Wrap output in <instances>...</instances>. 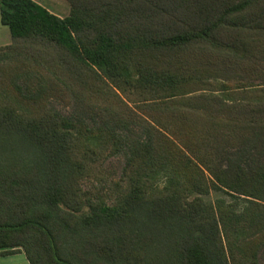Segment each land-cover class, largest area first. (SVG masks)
I'll return each mask as SVG.
<instances>
[{"label":"trees","instance_id":"1","mask_svg":"<svg viewBox=\"0 0 264 264\" xmlns=\"http://www.w3.org/2000/svg\"><path fill=\"white\" fill-rule=\"evenodd\" d=\"M0 0L21 63L0 87V248L31 264H259L264 0ZM29 67V69H27ZM28 84L24 92L15 77ZM74 100L71 118L45 100ZM124 154L114 200L84 190ZM254 159V158H253ZM232 200L207 201L211 191ZM255 200H253V199ZM253 205H256L254 207Z\"/></svg>","mask_w":264,"mask_h":264},{"label":"rangeland","instance_id":"2","mask_svg":"<svg viewBox=\"0 0 264 264\" xmlns=\"http://www.w3.org/2000/svg\"><path fill=\"white\" fill-rule=\"evenodd\" d=\"M47 9H49L54 14L60 17H66L70 15L72 10V2L70 0H35ZM13 44V39L10 34V30L7 26H4L0 21V53L6 47H9ZM22 66L21 63L17 61H8V63L0 62V87H3V83L5 81H9L10 77L16 74L15 70H20ZM29 69V67H27ZM15 77V76H14ZM17 86L20 87L24 92L27 90V85H31L28 83L26 79L23 77H15ZM254 85H264V78L256 79L253 81ZM33 87V85H31ZM45 100L48 104L58 112H60L63 116L67 118H71L75 112V103L74 100H67L60 97H57L53 94H47L45 96ZM218 141L212 142L215 147L214 156L210 160L217 165H221L223 167H227L229 164V159L232 161L237 160L241 166H244L246 170H249V166L251 163L252 167L264 168V135L263 138L260 139L256 148H253L254 159L249 158H239L235 157V154L243 152L245 147L243 146H233L232 142L224 140L223 137H219ZM126 167V158L124 154L118 155H109L106 158H103L98 164L94 165V168L91 172V177L83 184V189L92 191L93 194H103L106 198L109 199L108 202L114 200V196L116 195L118 189L115 184H124L123 183V172ZM225 199L227 203L231 202V198L224 193L211 191L210 195L206 197L207 201L215 202L216 199ZM253 199V198H252ZM255 200V199H253ZM258 204L262 209L256 207L253 210L255 212H260L261 216L264 217V201H258ZM257 260L259 264H264V245L261 246L257 252Z\"/></svg>","mask_w":264,"mask_h":264},{"label":"crops","instance_id":"3","mask_svg":"<svg viewBox=\"0 0 264 264\" xmlns=\"http://www.w3.org/2000/svg\"><path fill=\"white\" fill-rule=\"evenodd\" d=\"M5 251L0 248V264H31L23 249L12 248L4 254Z\"/></svg>","mask_w":264,"mask_h":264}]
</instances>
